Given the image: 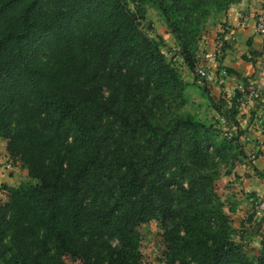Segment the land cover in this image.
Instances as JSON below:
<instances>
[{
  "label": "trees",
  "instance_id": "1",
  "mask_svg": "<svg viewBox=\"0 0 264 264\" xmlns=\"http://www.w3.org/2000/svg\"><path fill=\"white\" fill-rule=\"evenodd\" d=\"M240 1L0 0V138L31 180L0 204L1 264H142L153 221L166 264H264V217L237 236L216 189L247 157L236 116L264 87L211 100L225 134L185 111L187 84L140 26L158 8L195 75L204 28Z\"/></svg>",
  "mask_w": 264,
  "mask_h": 264
},
{
  "label": "crops",
  "instance_id": "2",
  "mask_svg": "<svg viewBox=\"0 0 264 264\" xmlns=\"http://www.w3.org/2000/svg\"><path fill=\"white\" fill-rule=\"evenodd\" d=\"M258 15L264 16V0H241L232 5L203 37L199 65L215 74L222 69L227 71L224 80L213 85L214 90L219 91V101L232 99L239 92L238 87H245L247 82L264 87V37L256 33ZM236 119L249 149L247 154L255 152V155L241 158L242 162L231 174L223 175L220 180L223 184L232 183V192L227 198L228 203L235 202L236 206L231 207L233 212L243 201H234V197L237 200L239 196L254 197L256 194L264 200V105H258L253 98L240 108ZM226 126L233 131L232 134L237 132L231 123Z\"/></svg>",
  "mask_w": 264,
  "mask_h": 264
},
{
  "label": "rangeland",
  "instance_id": "3",
  "mask_svg": "<svg viewBox=\"0 0 264 264\" xmlns=\"http://www.w3.org/2000/svg\"><path fill=\"white\" fill-rule=\"evenodd\" d=\"M216 23L217 19L211 18L208 25L206 26L207 28H204L203 33H209V31L215 27ZM140 26L141 29L150 38L161 41L162 51L166 59L177 68L182 80L185 82V84H187L190 102L186 106L185 111L191 114H197L202 121H205L208 124H215L219 128H222L225 134L231 135L233 131L230 130L228 126H226L223 120L224 118L220 117L215 107H213L212 105V101H214L215 104L221 103L219 101L220 96H218L219 91L216 88L214 90V87H212L213 89L210 91V99H208L206 96H204L201 89L195 86L194 72L189 70L184 63V60L180 55L179 41L177 40V37L172 33L171 29L168 28L158 8H156L154 5H148L145 11V18L141 20ZM203 37L199 38L198 40L199 51L197 53V56H199V54L202 52V48L204 46ZM198 60H200L199 57ZM217 118H219V121L221 120L222 123H220L221 121L219 122ZM8 143V140L0 138V204L8 200V192L6 188L17 187L21 184L29 183L31 181L28 176V171L21 165L19 161L16 162L8 153ZM248 155L249 158H251V156L255 155V152H249L247 154V157ZM237 164L240 163H236V165ZM9 165L11 166L10 168H8ZM234 168L235 167H233V169ZM220 180L216 184V189L222 200L227 205V210L231 217L232 225L238 231L237 236L241 234L242 230L245 231L248 229L250 231L252 229L253 231L254 229L251 228L252 224L249 222H251V218L256 217L255 219H257L255 209L256 205L262 198L260 196H257L256 194H254V197H246L245 195V197L243 198L239 196L237 200L234 197V201H243H241L240 207H236L235 212H233L231 211V209L233 208L232 205L236 206L235 202L233 201L234 203H228L227 198L229 192H232V188L230 186L232 183L223 184L222 181L220 182ZM248 199H252L251 202L244 204V202H248ZM251 204L252 206H250ZM262 217H264V214L262 215ZM140 233L142 236L141 251L144 257L142 264H166L165 246L162 238V225L158 222L153 221L149 224L141 226ZM260 243L261 236L255 235L251 238V244L244 247V250L250 257H256L258 255V251L261 248ZM66 263L81 264L80 261L74 262L70 258H66Z\"/></svg>",
  "mask_w": 264,
  "mask_h": 264
},
{
  "label": "built area",
  "instance_id": "4",
  "mask_svg": "<svg viewBox=\"0 0 264 264\" xmlns=\"http://www.w3.org/2000/svg\"><path fill=\"white\" fill-rule=\"evenodd\" d=\"M255 29L258 35L264 37V16L258 15L256 17ZM194 76H195V81L199 86L211 89L214 84H217L220 81L224 80V78L227 76V71L222 69L218 72V74H215L207 70L205 67L198 65ZM238 91H243V87L242 86L238 87ZM255 94L256 93L254 94L252 93L251 95H249L246 103L252 100ZM10 167L11 166L9 165L8 168ZM255 211H256L257 218L262 217V215L264 214V200H261L256 205Z\"/></svg>",
  "mask_w": 264,
  "mask_h": 264
}]
</instances>
